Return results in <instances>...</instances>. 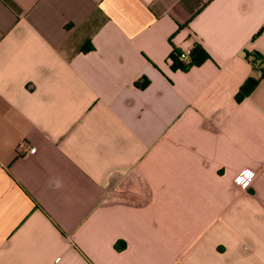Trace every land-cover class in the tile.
Instances as JSON below:
<instances>
[{"label": "crops", "instance_id": "0c3cea01", "mask_svg": "<svg viewBox=\"0 0 264 264\" xmlns=\"http://www.w3.org/2000/svg\"><path fill=\"white\" fill-rule=\"evenodd\" d=\"M263 26L264 0H0V264H264V80L235 98Z\"/></svg>", "mask_w": 264, "mask_h": 264}, {"label": "trees", "instance_id": "16d2710c", "mask_svg": "<svg viewBox=\"0 0 264 264\" xmlns=\"http://www.w3.org/2000/svg\"><path fill=\"white\" fill-rule=\"evenodd\" d=\"M263 29L264 26L258 34H260ZM244 55L253 68V74L246 79L236 94L235 98L238 102H241L245 97L249 96L264 80V55L260 51L247 49L244 51ZM208 58H210L209 53L199 44L193 48L189 58L185 60L181 59V52L174 48L171 53V59L173 60L172 68L176 70H188L194 65L202 64ZM147 83L148 81L141 86L144 87Z\"/></svg>", "mask_w": 264, "mask_h": 264}, {"label": "built area", "instance_id": "2783aa9c", "mask_svg": "<svg viewBox=\"0 0 264 264\" xmlns=\"http://www.w3.org/2000/svg\"><path fill=\"white\" fill-rule=\"evenodd\" d=\"M192 50H186L181 53V59L185 60L188 59ZM23 151V145L20 147V152ZM36 151L35 147H29L27 150L28 153H33ZM26 152V153H27ZM245 173H250V175H246ZM256 172L252 169H244L242 170L235 178V181L237 184H239L241 187L247 188L250 186L252 180L256 177Z\"/></svg>", "mask_w": 264, "mask_h": 264}, {"label": "snow or ice", "instance_id": "6c2138e0", "mask_svg": "<svg viewBox=\"0 0 264 264\" xmlns=\"http://www.w3.org/2000/svg\"><path fill=\"white\" fill-rule=\"evenodd\" d=\"M246 175H250V173H245Z\"/></svg>", "mask_w": 264, "mask_h": 264}]
</instances>
